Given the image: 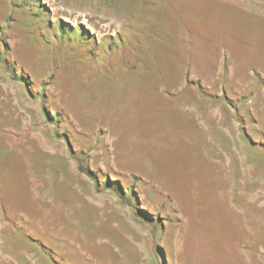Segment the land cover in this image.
<instances>
[{
    "label": "rangeland",
    "instance_id": "374dc122",
    "mask_svg": "<svg viewBox=\"0 0 264 264\" xmlns=\"http://www.w3.org/2000/svg\"><path fill=\"white\" fill-rule=\"evenodd\" d=\"M0 51L1 252L264 264V0H0Z\"/></svg>",
    "mask_w": 264,
    "mask_h": 264
},
{
    "label": "crops",
    "instance_id": "0c3cea01",
    "mask_svg": "<svg viewBox=\"0 0 264 264\" xmlns=\"http://www.w3.org/2000/svg\"><path fill=\"white\" fill-rule=\"evenodd\" d=\"M2 60L0 58V64ZM2 66V65H1ZM0 66V70L1 67ZM24 86V85H23ZM34 101H38L39 104V114L41 117H44L45 112L42 108V102L39 97H31ZM37 111V110H36ZM35 112V111H34ZM14 118L13 120H17V116L11 117ZM35 118V115L30 116V123L28 125H21L17 124L16 127H14V130L21 132L23 130H30V139L26 140L29 141L34 146L38 147V145L41 148L42 153H46L47 156H57L59 153L64 155L66 146L62 144L58 139L60 138V135L57 134V132L54 131L55 127L48 126L45 128L44 132L46 135H50L52 138H58L55 139L59 146H54V144H50L46 139L43 137L39 139L37 138V126L35 125V121H33ZM17 123H19V120H17ZM34 136V137H33ZM59 136V137H58ZM62 138V137H61ZM45 140V141H43ZM53 142V141H52ZM53 159V158H52ZM77 169L75 170L72 166V173L73 174H81L85 173L80 170L79 162H75ZM80 193V192H79ZM75 195V194H74ZM35 223V221L32 220V223ZM38 230V232H37ZM35 231L36 236H39L42 238L43 236V229L39 227ZM42 232V233H41ZM42 234V236H41ZM21 246H17V244H9L6 251L1 252L0 251V264H59L56 263L49 255H47L46 251H44L39 244H37L36 241H33L28 237V239L20 244Z\"/></svg>",
    "mask_w": 264,
    "mask_h": 264
},
{
    "label": "trees",
    "instance_id": "16d2710c",
    "mask_svg": "<svg viewBox=\"0 0 264 264\" xmlns=\"http://www.w3.org/2000/svg\"><path fill=\"white\" fill-rule=\"evenodd\" d=\"M6 47H7V49L10 51V47H8L7 45H6ZM2 53L3 52H1L0 51V58H1V60H4V61H6V63H8L9 62V60H6V57H4L3 55H2ZM13 63H14V67L17 65V61H13ZM9 66H7V65H5V69L6 70H9ZM12 71H13V75H16V73H15V70L13 69V67H11L10 68ZM16 77V76H15ZM18 80H20V81H22L24 84H25V86L28 88V83H29V80H30V74L27 72V71H25L24 70V68H21V70H20V72H19V75H18V77H16ZM38 95V94H37ZM38 96H40V95H38ZM43 108H44V111H45V113L47 114V110H46V108H45V106H43ZM79 160H82V158L81 159H79ZM78 160V161H79ZM79 166H80V170L82 171V172H87L88 174H90L91 175V172H90V170H85V169H83L82 168V163H80L79 162ZM105 185H106V187L107 188H110L111 187V185H110V180L108 179L107 181H106V183H105ZM31 239H33L34 241H36V242H38L41 246H42V249H44L45 251H47V252H49L51 255L53 254V250H52V248L51 247H49L47 244H45L42 240H40L39 238H33L32 236H29ZM159 252H160V256H159V260L161 261V264H168L167 262H166V258H165V253H164V250L162 249V247L160 248L159 247ZM53 258V257H52ZM54 259V258H53Z\"/></svg>",
    "mask_w": 264,
    "mask_h": 264
}]
</instances>
